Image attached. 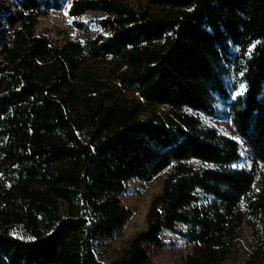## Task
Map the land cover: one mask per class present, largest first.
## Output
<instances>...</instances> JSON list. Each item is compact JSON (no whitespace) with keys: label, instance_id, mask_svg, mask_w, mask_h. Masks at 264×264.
<instances>
[{"label":"trees","instance_id":"trees-1","mask_svg":"<svg viewBox=\"0 0 264 264\" xmlns=\"http://www.w3.org/2000/svg\"><path fill=\"white\" fill-rule=\"evenodd\" d=\"M155 5L72 0L75 20L101 12L83 44L29 18L1 49L0 264H156L164 232L190 244L184 264H264V0ZM219 104L242 142L203 123ZM165 171L144 229L103 261L133 213L128 182Z\"/></svg>","mask_w":264,"mask_h":264},{"label":"rangeland","instance_id":"rangeland-1","mask_svg":"<svg viewBox=\"0 0 264 264\" xmlns=\"http://www.w3.org/2000/svg\"><path fill=\"white\" fill-rule=\"evenodd\" d=\"M72 0H64L63 7L58 10H43L31 15H26L20 9L17 0H0V51L5 44H10L18 30L24 28V21L33 23L34 32L45 34L52 43L62 44L69 38L76 36L80 43L89 38L92 18L101 14L99 10H91L82 17L75 20L69 13V5ZM132 6L162 4L165 0H126ZM30 16V17H29ZM57 63L51 57L43 58L40 61L42 69H48L49 64ZM65 71L69 77L78 71V65L70 67L65 64ZM239 90H242L240 86ZM238 90V91H239ZM223 105V104H222ZM218 105V113L215 116L200 114V118L206 125L216 127L222 134L233 137L242 142L237 136L235 128L226 115L225 107ZM149 112L157 113L160 116L172 114V110L164 105L149 106ZM191 112V111H188ZM168 171L163 172L150 182H142L137 179L128 182L129 191L122 195L123 203L132 209L133 213L118 238L100 247L101 259L110 262L124 247L128 241L145 227V217L152 198L157 195L163 186L164 178ZM165 246L153 251L152 258L156 264H184L185 258L192 253L190 244L180 235L163 233Z\"/></svg>","mask_w":264,"mask_h":264}]
</instances>
